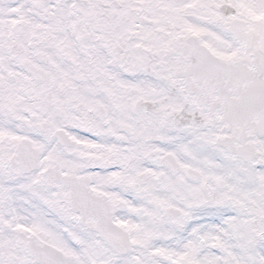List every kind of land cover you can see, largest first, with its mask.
Listing matches in <instances>:
<instances>
[{
    "label": "snow or ice",
    "instance_id": "6c2138e0",
    "mask_svg": "<svg viewBox=\"0 0 264 264\" xmlns=\"http://www.w3.org/2000/svg\"><path fill=\"white\" fill-rule=\"evenodd\" d=\"M0 264H264V0H0Z\"/></svg>",
    "mask_w": 264,
    "mask_h": 264
}]
</instances>
